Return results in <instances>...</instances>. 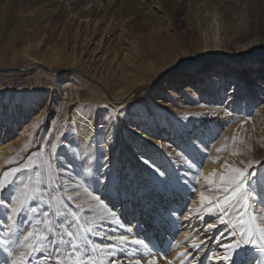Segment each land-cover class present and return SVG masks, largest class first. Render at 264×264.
<instances>
[{
    "label": "rangeland",
    "instance_id": "rangeland-1",
    "mask_svg": "<svg viewBox=\"0 0 264 264\" xmlns=\"http://www.w3.org/2000/svg\"><path fill=\"white\" fill-rule=\"evenodd\" d=\"M255 27L258 29V50L260 46L264 47V0H0V68L26 64L29 55L31 59L66 74L61 85H55L48 75V78L43 75L41 80L46 86H53L54 91H44L41 110L26 109L21 121L15 116L20 114L18 108L12 111L13 124L21 125L25 135L17 131L0 140L11 143L12 157L9 159L19 158L17 164L11 165L8 159L0 176L29 159L33 161L30 169L9 178L13 183L0 191V199L7 203L10 194L22 188V183H30L34 190L27 192V198L36 209L15 217L13 222L5 215L6 209L0 207V240H7L6 245H0V264H11L19 250L15 241H22L27 232L58 239L57 232L46 231L43 221H51L49 226L57 230L61 222L70 224L74 232L79 225L82 237L84 228H92L85 239L107 247L103 253L95 254L94 261L85 260L84 264H110V261L114 264L123 259L122 263L116 264H136L141 259L146 264H152L153 260L156 264H168L169 261L189 264L195 254L192 251L202 248H194L189 242L191 238L178 244L168 240L163 249L174 252V257L170 258L162 252L160 244H146L145 247L132 244L131 239L121 244L119 240L96 234L118 230L119 236L130 235L120 221L117 224V215L113 217L103 212L84 189L97 195L103 174L109 176L108 173L115 192L119 182L121 185L125 181L134 187L137 180L128 167L125 172L117 164L106 167L105 142L99 131L97 146L100 147L95 160L88 165L86 173L90 187H85L83 162L89 157L90 147L85 149L86 155L82 158L77 153L79 138L68 141L77 134L73 108L82 105L91 115L93 112L96 116L109 113L116 119L108 105V97L130 88L133 103L125 113L127 118L135 116L133 109L137 103H142L149 111L155 110L161 117L167 113L190 130L201 125L203 120L211 122L219 114H228V121L218 127L214 123L203 125L206 123L203 122V126L191 133L193 137L188 147H168V156L173 157L172 152L176 153L177 176L185 188L194 192L199 190L207 162L217 164L218 158H224L228 152L236 167L243 168L248 164L236 162L237 157L246 155L258 170H264L261 169L264 165V53L247 55L239 49L253 40L245 37L244 31ZM212 28L224 42L225 55L199 57L206 41L204 31L209 32ZM234 31L237 36L232 35ZM72 76L83 79L64 90V82ZM98 85L107 87V96H101ZM34 89L35 86L29 89L9 87L3 89V94L5 98L11 90L28 98L33 94L28 90ZM58 90L63 92L61 98ZM72 93H78V99L70 98ZM51 100L52 104L46 106ZM3 115L6 116V111ZM57 136L59 140L55 139ZM241 140L243 144L239 143ZM52 143L57 146L55 151L51 149ZM233 152L242 154L233 155ZM178 153H185L196 161L201 169L198 183L196 169H190ZM152 165L159 169L156 161ZM157 174L161 180L167 178L164 172L157 171ZM209 186L203 192L214 196L216 189L213 184ZM35 189L41 190L43 195ZM73 191L79 192L80 196L73 201L65 200L67 208L55 201L49 208L50 197H66ZM81 202L86 203L82 208H76L75 205ZM260 203L257 198L253 204L257 212L264 211ZM57 209L58 215L55 214ZM108 209L115 213L112 208ZM71 212L77 213L79 221L73 222ZM251 212L252 208L249 209ZM179 214L174 213L171 218L180 229ZM8 215H11L10 208ZM94 216L95 225L91 223ZM234 221L239 227L235 216ZM67 239L65 236L64 240ZM32 243L36 244L37 240ZM65 247L66 244H61L57 249L61 256ZM52 251V246L45 243L41 252L34 253L32 264H55ZM110 252L114 256L107 255ZM182 252L187 253L183 258ZM207 253L205 260L213 255L211 250ZM247 260L251 258L244 257L241 264L249 263ZM200 264H206V261Z\"/></svg>",
    "mask_w": 264,
    "mask_h": 264
},
{
    "label": "bare ground",
    "instance_id": "bare-ground-1",
    "mask_svg": "<svg viewBox=\"0 0 264 264\" xmlns=\"http://www.w3.org/2000/svg\"><path fill=\"white\" fill-rule=\"evenodd\" d=\"M204 32L206 41L203 44L202 53L199 57L224 56V42H222V38L218 39L214 28L209 32ZM257 33V27L251 31H244L243 35L247 38L252 37L253 40L248 42V44H242L240 48L238 46L242 52L244 51L243 54L264 53V47L260 46V49L257 50V45L259 44L258 38H256ZM236 34V31L232 33L233 36ZM27 58L29 62L21 66L16 65L14 67L8 66L0 68L34 70L31 73L26 72L25 74H36L39 79V85H35L34 90H28L31 93L33 92L28 98L24 95H17L11 90H9L4 98V91L0 88V125L2 124V127L0 126V140L7 138L17 131L22 136L25 135V131L20 127L21 125L13 124V120L11 119L12 111H16L18 108L20 114L17 113L15 116H19L20 118H18L21 121V117L25 115L26 109L37 108V110H41L42 105L40 100L42 99L44 91H54L53 86H46L41 80L43 75H48L49 78L48 76L46 77L55 85H61L62 80L66 77V74H61L46 66L47 64L45 65L36 59H31L29 55H27ZM171 62L172 60L169 61V63ZM21 74L24 73L0 74V78H4V76L14 77ZM82 79L81 76H72L70 80L64 82V90L73 86L75 83H80ZM99 87L101 96H107V92L109 93L106 89L107 87L98 85ZM29 88H32V86H29ZM29 88L27 87V89ZM130 90V88L124 91L121 90L116 96L110 95L111 93L109 94L108 105L112 113L116 116V119L109 113H102L96 116L93 114L95 112L92 111L93 113L91 115L85 111L82 105H75L73 108L77 134L68 141L79 138L77 153L82 158L86 155L85 149L88 146L90 147L89 157L83 162L84 170L82 178L86 185L85 187H90V179L86 172L89 163L94 161L98 154L100 146H97V140L99 131H102L105 142L106 167L117 164L119 169H122L124 172L126 171V167H128L137 180V185L134 187L126 184L125 181L121 185L119 182V187L117 188V192H115L113 190V181L110 173H108L109 176L103 174V180L97 188V195L101 201L114 210L115 215H117V221H120L124 230L130 234L128 238L131 240L140 239L147 245L160 244L162 252L170 258L174 257V252L168 253L167 250L163 249L164 247L166 248L168 240L175 241L178 244L191 238V241H189L190 244L196 243L202 246L201 251L198 250L196 252L195 249L192 251L195 253L193 256L195 257L193 264H200L203 261H206V264H231V261H222L221 257L228 254L229 250L225 245L240 240V229L235 224L236 222H233L234 216L231 217V222H228L229 217H225L226 223L220 224L218 208L214 207L212 212H208L209 205L201 204L200 201V193L210 187V184L205 181L204 177H211L213 172L217 173L215 178L216 183L213 184L216 189L214 196L223 200L228 195V193L219 190V176L225 174V164L236 167V164L232 163L229 157L230 153L228 152L224 158L219 157L217 164H213L212 161L207 162L203 167L199 190L195 192L185 188L182 179L177 176L178 165L175 160L176 153L172 152L173 157L168 156L167 153L169 151L168 147H173L174 149L188 147L190 145V139L193 137L191 133L196 131L198 127L209 123H214L215 127L220 126V124H225L228 121L226 120L228 114H219L211 122L203 120L201 125L198 127L194 126L190 130L187 126L181 124L182 122L180 123L167 113L161 117L162 115L157 114L155 110L149 111L142 103H137L133 109L135 116L127 118L125 113L131 108L133 103V96L130 94ZM57 93L60 94V98L63 96V92H60V90ZM78 95V93H72L69 96L70 98L76 97L78 99ZM50 103L52 104V100L49 104L46 103V106L50 105ZM39 104L40 107H37ZM4 111H6V116L3 115ZM10 111L11 114L9 115ZM35 120L36 118H34ZM203 122L206 123L202 125ZM10 148L11 143L0 142V173L5 167V162L12 157ZM153 161L157 162L159 166L158 170L152 165ZM236 162L238 165H243L244 162L249 163L250 160H248L246 155H242L236 158ZM157 171L164 172L167 178L161 180ZM174 213H180V229L176 227L175 221L171 218V215L173 216ZM209 223L216 224V227L209 229L207 227ZM234 231L236 233L235 236H233ZM227 233L230 234L227 235ZM119 235H121V232H118V230L112 231L110 234H104L102 231L99 234V236L107 239H109L108 237H117ZM209 250L213 252V255L205 260L208 254L207 251ZM247 251H249V254L246 255ZM261 256L262 254L259 251L250 246H246L245 252L236 249L232 253V260H234V264H241L243 258L246 257L251 258L247 262L250 261L249 263L251 264H257ZM136 257L139 256L137 255ZM123 261L124 259L116 262L122 263ZM140 264H146V262L141 259Z\"/></svg>",
    "mask_w": 264,
    "mask_h": 264
},
{
    "label": "snow or ice",
    "instance_id": "snow-or-ice-1",
    "mask_svg": "<svg viewBox=\"0 0 264 264\" xmlns=\"http://www.w3.org/2000/svg\"><path fill=\"white\" fill-rule=\"evenodd\" d=\"M35 127V125H34ZM55 139L59 140L60 137L57 136ZM235 139V138H234ZM239 143L243 144L244 141L241 140ZM51 149L56 150V144L52 143ZM249 151H251V145L248 146ZM242 154L240 152H233V155ZM178 155L183 156V162L190 168L196 169V181L199 182L201 169L197 166L196 161L187 156L185 153H178ZM19 158H13L8 160V164H17ZM33 165V161L29 159L27 163H23L21 166L12 167L3 172L0 176V191H3L9 184H12L13 181L10 180V177H15L17 173L28 170ZM261 169H264V165L261 166ZM163 175V173H161ZM38 175V174H37ZM217 173L213 172L211 177H204L205 181L208 184L216 183ZM219 185L221 191L228 193L223 200L219 199L216 196L205 195L204 192L200 193L201 204L209 205L207 211L212 212L213 208H218L220 216L219 223L225 224V217H229L231 222V217L235 216L236 221L239 224V236L240 240L235 241V243H229L225 247L229 250L228 254L221 257L222 261H231V264H234L232 260V253L236 249L245 252V247L250 246L251 248L259 251L262 256L258 260L257 264H264V211L257 212L253 207V204L256 203L257 198L259 199L260 207L264 209V170H258L249 162L245 167H233L231 165L225 164V174L219 176ZM34 188L30 187V183H22V188H17L9 196L7 203L3 199H0V207L6 209L5 215L8 216L9 220L15 222L14 218L24 214L25 212L32 211L35 212L36 209L31 206V201L27 198V192L33 191ZM41 191L39 189H35ZM62 191H67L66 189H61ZM84 192L87 193V196L91 198V201L96 202V205L103 210V212L108 213L111 216H115V213L111 212L108 209V206L104 204L100 197L89 191L87 188L84 189ZM43 192L41 191V196ZM80 196L79 192L73 191L69 193L66 197H50L48 200L49 208L53 207V201L55 204L61 205L64 208H67L68 205L64 203L65 200L73 201ZM35 199V198H34ZM84 203H77L76 208H82ZM10 208L11 215H8V209ZM252 208V212L249 213V209ZM55 214H59V209ZM74 220L73 222L79 221L77 213L71 212ZM102 219V216H101ZM118 222V221H117ZM46 225V231L48 233L57 232L59 238H50V236L41 233L37 236L33 232H27L26 235H23V240H17L15 243L19 245V250L16 252L14 258L11 260V264H32L35 259L34 253H39L44 248L45 243L52 246V256L55 257V264H84V261L89 262L94 261L95 254L99 251L104 252V247L97 245L90 240H86L85 237L88 233L92 232L91 227H86L83 229L84 236L82 237L78 230L73 231L70 224L61 222L59 225V230L53 229L49 225L51 221H43ZM91 223L95 225L96 217L91 218ZM209 229L215 228L216 224L209 223L207 225ZM96 234H100L97 232ZM235 231L233 236H235ZM67 237V241L64 240V237ZM109 239H116L124 244L129 240L127 236L119 237H108ZM32 240H37L36 244L32 243ZM83 241V242H81ZM131 243L134 245H144L147 247L144 241L140 239H133ZM7 240H0V245H6ZM61 244H66L65 251L63 256L57 251ZM194 248H199V245L193 243ZM109 256H114V253H107ZM187 255L186 252L180 253L181 258ZM195 257H192L189 260V264H193ZM7 264V262H6ZM110 264L113 262L110 261ZM136 264H140V261H136ZM152 264H156V261L153 260ZM168 264H172L171 261Z\"/></svg>",
    "mask_w": 264,
    "mask_h": 264
},
{
    "label": "built area",
    "instance_id": "built-area-1",
    "mask_svg": "<svg viewBox=\"0 0 264 264\" xmlns=\"http://www.w3.org/2000/svg\"><path fill=\"white\" fill-rule=\"evenodd\" d=\"M0 85L5 90L9 89V87L26 88L39 85V79L36 74L25 73L14 77L4 76V78H0Z\"/></svg>",
    "mask_w": 264,
    "mask_h": 264
},
{
    "label": "water",
    "instance_id": "water-1",
    "mask_svg": "<svg viewBox=\"0 0 264 264\" xmlns=\"http://www.w3.org/2000/svg\"><path fill=\"white\" fill-rule=\"evenodd\" d=\"M28 70L27 69H24V68L0 69V74L20 73V72H23V73H26V72L31 73V72L34 71V70H29V71Z\"/></svg>",
    "mask_w": 264,
    "mask_h": 264
}]
</instances>
